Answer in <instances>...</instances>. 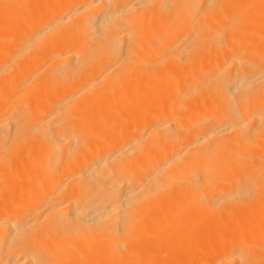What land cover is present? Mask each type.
<instances>
[{
  "label": "bare ground",
  "instance_id": "obj_1",
  "mask_svg": "<svg viewBox=\"0 0 264 264\" xmlns=\"http://www.w3.org/2000/svg\"><path fill=\"white\" fill-rule=\"evenodd\" d=\"M0 264H264V0H0Z\"/></svg>",
  "mask_w": 264,
  "mask_h": 264
}]
</instances>
